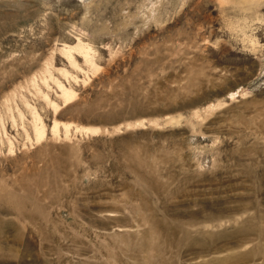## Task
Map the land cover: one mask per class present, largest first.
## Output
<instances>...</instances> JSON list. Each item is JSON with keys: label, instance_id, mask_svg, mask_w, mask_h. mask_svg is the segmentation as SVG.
Listing matches in <instances>:
<instances>
[{"label": "rangeland", "instance_id": "374dc122", "mask_svg": "<svg viewBox=\"0 0 264 264\" xmlns=\"http://www.w3.org/2000/svg\"><path fill=\"white\" fill-rule=\"evenodd\" d=\"M0 264H264V0H0Z\"/></svg>", "mask_w": 264, "mask_h": 264}]
</instances>
